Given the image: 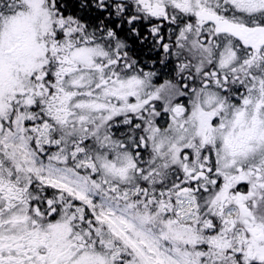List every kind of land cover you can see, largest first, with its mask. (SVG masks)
Here are the masks:
<instances>
[{"label":"snow or ice","instance_id":"6c2138e0","mask_svg":"<svg viewBox=\"0 0 264 264\" xmlns=\"http://www.w3.org/2000/svg\"><path fill=\"white\" fill-rule=\"evenodd\" d=\"M0 264H264V0H0Z\"/></svg>","mask_w":264,"mask_h":264}]
</instances>
